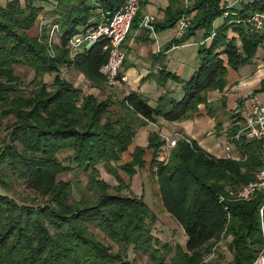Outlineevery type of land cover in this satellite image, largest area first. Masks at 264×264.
<instances>
[{
    "label": "trees",
    "instance_id": "trees-1",
    "mask_svg": "<svg viewBox=\"0 0 264 264\" xmlns=\"http://www.w3.org/2000/svg\"><path fill=\"white\" fill-rule=\"evenodd\" d=\"M43 1L47 0L0 2V123L13 118L0 144V264H132L127 259L128 246L148 255V264H208L206 257L226 234L232 235L233 256L227 264H254L263 244L260 208L264 191L258 190L249 201L221 202L220 197L256 179L263 167L261 140H231L241 155L236 159L212 156L196 140L181 139L169 157L161 160L166 141L160 132H150L149 170L158 183L163 209L183 226L185 247L156 238V213L142 196L122 193L130 183L125 184L120 171L132 178L144 168L146 149L137 146L131 161L116 163L135 139L138 125L155 122L157 116L167 121L192 118L200 104L214 115L207 93L223 91L228 67L238 71L264 46V31L257 32L248 23L251 15L264 12V0H242L234 8L224 0H192L187 8L180 0H170L177 8L162 28L175 27L183 14L191 15L188 29L172 46L184 43L200 29L205 39H212L199 46V65L183 86V98L165 94L156 107L136 91L118 100L100 99L60 75L62 67L72 66L95 84L105 83L100 68L109 56L103 49L106 41L74 58L67 44L81 28L96 24L102 14L113 16L125 0H57L48 21L41 22V36L35 37L30 32L45 9ZM221 17L224 22L215 27ZM55 23L60 28V44L52 54L48 27ZM230 32L237 36L231 37ZM15 65L34 70L32 89L23 87ZM47 73H55L51 84L42 79ZM69 149L74 166L58 157L60 151ZM99 164L115 175L118 185L100 178ZM74 169L89 177L94 200L73 199L71 182L57 181L60 173ZM16 179L42 194L43 201L17 197L13 191ZM96 229L123 252L114 253L97 237Z\"/></svg>",
    "mask_w": 264,
    "mask_h": 264
},
{
    "label": "crops",
    "instance_id": "crops-1",
    "mask_svg": "<svg viewBox=\"0 0 264 264\" xmlns=\"http://www.w3.org/2000/svg\"><path fill=\"white\" fill-rule=\"evenodd\" d=\"M7 1L0 0L3 5ZM224 1L233 8L241 5L235 0ZM55 4L56 0L41 2L45 8L40 14V17L43 16L42 22L48 21ZM140 4V10L135 16L133 26L122 45L126 50L122 73L127 76V81L115 86H109L106 82L97 85L88 80L84 73L77 68L69 67L73 70L77 69L78 79L81 83L84 82L81 87L84 93L94 94L100 99L118 100L128 92L136 91L147 97L149 104L153 107L158 105L159 98L165 94H169L177 100L183 98V86L193 76L199 65V46L203 42L210 44L212 38L205 39L204 30L200 29L184 43L172 46L173 41L181 35L178 34L176 26L162 28V25H166L167 19L174 15L177 6L172 7L170 0H140ZM145 14L155 16V25H159L155 32L141 26ZM223 22L224 18H218L215 21V27L220 26ZM230 36L237 35L230 32ZM261 48L258 49L253 61L242 66L238 71L228 67L227 85L223 91L213 90L207 93V100L212 105H218L213 116L208 114L204 104H200L199 111L191 119L167 121L163 117L157 116L155 122H150L145 126L138 125L134 142L124 154L122 161H131V154L137 146H140L146 149L145 167L150 168L153 154V150L147 149L150 132H160L165 141L166 137H172L176 132L185 134L196 140L207 153L218 158L227 157L226 146L229 144L231 156L239 159L241 155L235 143L231 141L233 137L231 134L243 127L254 99L264 103V91H261L264 81V51L259 55ZM222 58L225 61L227 59L225 55H222ZM162 71L170 75L168 77L165 76V73L161 75ZM230 105L232 108L228 109ZM217 124H219L218 127ZM164 148L169 152L173 147L170 148L165 143L162 149L164 150ZM163 153L160 152L161 160L165 158L166 154L168 155L166 152ZM148 160L150 161L149 166ZM134 179L133 176L132 185Z\"/></svg>",
    "mask_w": 264,
    "mask_h": 264
},
{
    "label": "rangeland",
    "instance_id": "rangeland-1",
    "mask_svg": "<svg viewBox=\"0 0 264 264\" xmlns=\"http://www.w3.org/2000/svg\"><path fill=\"white\" fill-rule=\"evenodd\" d=\"M8 1H11V0H8ZM7 2L5 3V5L7 4ZM56 3H57V0H56ZM42 18L43 16L42 17L39 16V18L37 19L38 21V22L36 21L37 25H35L30 32L32 36H35V37L41 36V33L43 32V29H44L41 26ZM55 24L49 25L48 27L47 44L50 48V51H52L51 52L52 54L55 53V50H56L55 47L58 44H60L59 32L58 31L54 33L52 32V28H54ZM263 51H264V46H262V48L260 49L259 55H261ZM259 59H261V57H259ZM14 68H15L16 75H18L23 81V87L26 88V90L32 89L34 87V85L31 83L35 76L34 70L26 65H15ZM76 70L77 69H74V70L70 69L69 67H62L60 75L64 79H67L70 82H72L75 86L81 88L84 82L83 83L80 82V79H78L79 77L77 76ZM54 76H55V73H47L42 76V79L45 82L51 84L53 82ZM215 90H218V89H215ZM212 106H214L213 108H215L214 109L215 110L214 113H215L217 110L216 107H218V105L213 104ZM230 108H232L231 105L229 106L228 109ZM12 121H13L12 117H9V118L6 117L2 119L0 123V144L2 143L4 137L7 135L8 128L10 127ZM166 138H171V136H168ZM133 142L130 144V146L133 144ZM161 151L162 153L163 152L168 153V155L167 154L166 156L164 155L165 158L163 160H166L169 157L171 150L167 152V149L164 148V150L161 149ZM72 152L73 151L70 149L62 150L58 153V157L62 161V163H64L65 165L74 166L75 163L72 162V159L70 158ZM126 152L122 154V158ZM122 158L116 163L117 165H121L126 162H129V161L123 162ZM149 163L150 161L148 160L147 161L148 166H149ZM97 168L100 171V176H101L100 178H103L105 181L110 183V185L112 186H116L119 184V181L117 180L115 175L110 174L104 164H99ZM140 170L137 171L136 174L134 175L135 179H134L133 185L131 184L133 177L130 178L126 172L120 171V175L125 181V184L130 183L129 189L125 188L126 190H123L122 193L123 194L132 193L137 197L142 196L144 201L156 213L157 220L155 223H153V235L156 238L160 239L161 242H164V243L166 242H170L172 244L178 243L182 247H185L186 235H185L183 226L180 223H178L171 215H168L163 209L162 204H161V198H160V195L158 194L159 188H158V183L156 181L155 175L153 174V172H151L146 167ZM76 172L77 171H75V169L70 170L68 172H62L57 176V181L71 182V184L74 186V189H75L73 190V199L77 200V199H80L81 197H88V198L91 197L94 200L96 195H95V191L89 187V177L86 174H83V173L77 174ZM13 191L17 197L22 196V197L29 199L32 202L38 203V202L43 201L44 199L42 194L35 191L34 189L29 188L22 179H16L14 181ZM109 191L114 192L113 189ZM138 194H142V195H138ZM94 232L96 233L97 237L100 240H102L104 243L111 246L112 251L114 253L123 252L120 250V245L113 242L109 238H107L100 229L99 230L96 229ZM231 241H232V235H228V234H226L223 238L217 241L214 247L215 250L212 251V253H215V255L212 258L210 257L211 255L206 257V260L209 261L208 264H227L233 257L232 250H231ZM126 253L128 255L127 259L130 262H132V264H148V260H149L148 255L134 252L133 247L128 246L126 248Z\"/></svg>",
    "mask_w": 264,
    "mask_h": 264
},
{
    "label": "built area",
    "instance_id": "built-area-1",
    "mask_svg": "<svg viewBox=\"0 0 264 264\" xmlns=\"http://www.w3.org/2000/svg\"><path fill=\"white\" fill-rule=\"evenodd\" d=\"M237 2L242 0H235ZM181 4L187 8L192 0H180ZM140 0H125L120 9L111 17L101 15L100 20L96 24H88L75 33L67 44L71 58H74L81 52L87 51L95 43L105 40L103 49L108 52V60L100 68V72L105 77V82L109 86H115L127 81V76L122 73L123 63L126 57V50L123 48V42L129 34L135 16L140 10ZM191 15L183 14L178 20L176 28L179 35H183L190 25ZM156 18L154 15L145 14L141 21V26L155 32ZM250 26L257 32L264 30V12H256L248 19ZM60 31L59 25L55 24L52 32ZM52 52V51H51ZM244 137L251 140H261V155L263 167L257 173L256 179L247 183L238 189H229L228 195H221V202L226 200H242L249 201L254 197L258 190L264 191V103L254 99L251 104L250 112L245 119L243 127L231 138L239 139ZM184 139L191 142V138L185 134L176 132L171 138L166 139V143L170 148L177 145L178 140ZM231 147L226 146L227 157L230 154ZM228 209V206H224ZM262 218L263 244L258 252L254 264H264V202L260 208ZM215 249H213L214 251ZM215 253L211 254V258Z\"/></svg>",
    "mask_w": 264,
    "mask_h": 264
}]
</instances>
